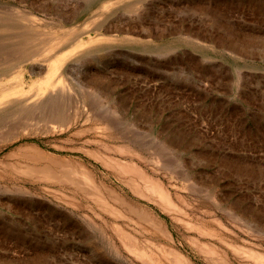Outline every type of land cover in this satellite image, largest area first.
I'll return each instance as SVG.
<instances>
[{
    "label": "rangeland",
    "instance_id": "obj_1",
    "mask_svg": "<svg viewBox=\"0 0 264 264\" xmlns=\"http://www.w3.org/2000/svg\"><path fill=\"white\" fill-rule=\"evenodd\" d=\"M3 11L49 43L0 71V108L48 98L72 123L15 113L0 128L17 136L0 141V264H264V0H0ZM28 146L83 165L97 196L24 174L40 167L20 158Z\"/></svg>",
    "mask_w": 264,
    "mask_h": 264
},
{
    "label": "bare ground",
    "instance_id": "obj_2",
    "mask_svg": "<svg viewBox=\"0 0 264 264\" xmlns=\"http://www.w3.org/2000/svg\"><path fill=\"white\" fill-rule=\"evenodd\" d=\"M54 15L58 18H62V20H63V18H65V16L63 17V14H61L59 12L55 13ZM22 19H24V20L26 19L23 17V14L18 15L17 13H10V12H4L3 11L0 15V71L1 70L6 71V69L9 67L17 65V64H19L25 60L32 59L35 56L41 55V51H40L39 47L40 46H47L49 43V39L46 37L44 32H40V31L37 32L35 28L30 29L28 27H25L21 22ZM141 19H142L141 17L135 18L133 21V26H130L129 29L133 30V28H141V30H142L144 27V24H143L144 22ZM27 21L30 25L31 23H30L29 19ZM68 22H70V20L65 21V23H68ZM146 28H148V27H146ZM119 31L123 32L124 30H119ZM144 33H147V32L144 31ZM56 46H57V44H56ZM52 47H55V45H53ZM42 50H43V48H42ZM47 58H49V57H47ZM59 59H60V57H57L56 59H54L51 62V71H50V75H48L46 77L47 79H52L51 76L56 69L55 68L56 62ZM45 60H46V58H45ZM62 102H63V100H62ZM1 105H4V107L0 108V128L7 125L9 120L11 119V117L15 113L19 114V116L21 118H28V120L33 119L32 123H34V121L36 120L34 118V116H37L38 120L43 122L44 128H50V129L67 128L72 123V119L68 115V112H66L67 110L65 109L67 107H64V105L61 102L60 103H58L57 101L49 102L48 98H47V100L40 101L39 104H37V106L35 108L32 106L23 105L22 103H17V104L13 105V104H10V102L7 99L3 102V104L1 103ZM19 120H20V118H19ZM104 121H107V120H104ZM19 124H21V121ZM22 125L23 124H21V126ZM24 125H25V122H24ZM29 125H28V127H29ZM40 125H42V124H39V127L37 126L39 129H40ZM8 126L10 127L12 125H8ZM32 126H31V128L34 127V126L33 127ZM14 127H16V126L14 125ZM23 129H25L24 126H23ZM5 130H3V131H5ZM8 130H9V132L5 131L4 134L0 135V141L3 145H7L8 143L12 142L15 138H17V136L14 137V135L11 134L12 130L10 133V128ZM44 130L45 129H43V131ZM15 132H17V131H15ZM15 132L13 134H15ZM18 132H20V135H19V138H20L22 132L20 131V129ZM23 149L24 150H22V149L20 150V152H21V155L19 154L21 156L20 158L23 157L26 160L30 161L32 163V165L38 164L40 166V167L37 166V168H32V167H28V168L26 167L25 168L24 167L25 168L24 170H26L27 172L23 171V169H19V170L23 171L24 174L28 173L29 176L32 174L31 178L33 177V175H37L38 178L41 177V179L43 178V179H45V181H50V182L55 181L54 183H52V185L57 183L56 181H58V182L61 181L64 184L65 183L69 184L71 187V190L72 189L74 190L73 191L74 194H76L75 193V191H76L78 193L81 192V195L86 194L88 196L89 195L97 196V194H98L97 188L98 187L96 188L95 187L96 185L94 186V184H93L94 181L92 179V175L88 172V170L83 165H81L79 163H73L72 161H69L67 159H63L60 157L58 158V156L55 157L53 155H46L43 151H40L39 149H36L35 147L33 148V147L28 146V147H25ZM74 162H76V161H74ZM31 163H30V165H31ZM27 164H28V162H27ZM17 165L20 166L19 164H17ZM21 165L23 167L24 163ZM30 165H28V166H30ZM14 167H16V166H14ZM18 168L17 169L15 168V169L18 170ZM16 170L15 171L10 170V171L17 173L18 171L16 172ZM21 171H20V176H21V173L23 174V172H21ZM18 174H19V172H18ZM26 177L27 176L25 175V178ZM26 179H28V178H26ZM34 179H36V177H34ZM48 184H50V183L48 182ZM158 189H160V188H158ZM158 189H157V191L155 190L156 194H157V192H161V189H160V191H158ZM105 193H106L107 197L109 198V200H111L113 203L120 206L121 208H124V210H125L124 212L125 213L127 212L129 214V216L131 215L132 217H135V220L137 219V222L149 223L148 227H151L152 225H154L153 227H156L157 229L160 230V231H158V234L162 233L164 231V230H162L163 228H165V227H163L164 225L162 226L163 227L162 228L160 225L161 222L157 223L159 221H154V219L151 217V214H149V212H146V210L143 211L144 208L141 210L138 208L139 206L136 207V205L134 206L133 204L128 203L127 201H124V199H122L119 196V194H117V192H114L110 189H107L105 191ZM161 196L163 197L164 195H161ZM161 199H164V198H161ZM162 201H164V200H162ZM165 203H166V201H165ZM150 224H151V226H150ZM164 232H166V229ZM164 232L162 233L163 235L166 234ZM166 235H165V237H166ZM178 256H180V255L178 254ZM257 256L255 255L254 257H257ZM260 257H261V255H259V259H262V257L264 258L263 255L261 258ZM179 259H182V258H179ZM183 261H185V260L183 259ZM262 261L264 262V260H262Z\"/></svg>",
    "mask_w": 264,
    "mask_h": 264
}]
</instances>
